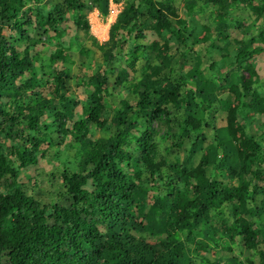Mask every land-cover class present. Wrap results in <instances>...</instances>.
Segmentation results:
<instances>
[{
  "label": "trees",
  "instance_id": "obj_1",
  "mask_svg": "<svg viewBox=\"0 0 264 264\" xmlns=\"http://www.w3.org/2000/svg\"><path fill=\"white\" fill-rule=\"evenodd\" d=\"M262 54L264 0H0V264H264Z\"/></svg>",
  "mask_w": 264,
  "mask_h": 264
},
{
  "label": "rangeland",
  "instance_id": "obj_2",
  "mask_svg": "<svg viewBox=\"0 0 264 264\" xmlns=\"http://www.w3.org/2000/svg\"><path fill=\"white\" fill-rule=\"evenodd\" d=\"M122 4V2L114 3L111 1L107 17H102L97 10L87 12V17L90 23V32L99 42H104L108 38L109 27L122 8ZM182 15H184L183 12ZM73 54L75 58H78V53L76 51ZM254 62L255 72L258 73V75H264V54L255 58ZM259 121H264V115H261L256 119V123ZM158 127L160 128L161 125L157 126V129Z\"/></svg>",
  "mask_w": 264,
  "mask_h": 264
}]
</instances>
